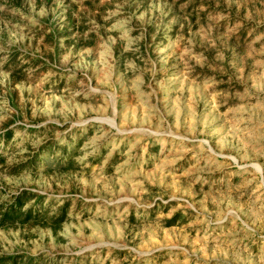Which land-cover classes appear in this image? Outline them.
I'll use <instances>...</instances> for the list:
<instances>
[{
  "label": "rangeland",
  "instance_id": "374dc122",
  "mask_svg": "<svg viewBox=\"0 0 264 264\" xmlns=\"http://www.w3.org/2000/svg\"><path fill=\"white\" fill-rule=\"evenodd\" d=\"M21 191L39 220L0 257L264 264V0H0V205Z\"/></svg>",
  "mask_w": 264,
  "mask_h": 264
},
{
  "label": "trees",
  "instance_id": "16d2710c",
  "mask_svg": "<svg viewBox=\"0 0 264 264\" xmlns=\"http://www.w3.org/2000/svg\"><path fill=\"white\" fill-rule=\"evenodd\" d=\"M32 193L27 191H21L16 195H12L5 204L0 205V226H14V225H23L30 223L32 221L37 222L39 216H35L37 213H34V216L31 210L25 209L22 207L26 200H28ZM66 205H62L59 211L58 219L55 222V225L58 226L64 219L66 214ZM176 219V216H173L169 220L170 223H173ZM35 258H26L21 259L18 256L10 255L5 257H0V264H37L35 263Z\"/></svg>",
  "mask_w": 264,
  "mask_h": 264
}]
</instances>
